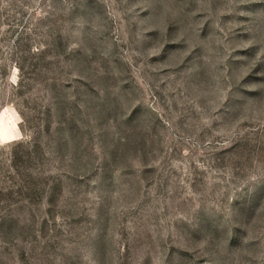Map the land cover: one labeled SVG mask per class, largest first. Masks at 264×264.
I'll use <instances>...</instances> for the list:
<instances>
[{"label": "rangeland", "instance_id": "1", "mask_svg": "<svg viewBox=\"0 0 264 264\" xmlns=\"http://www.w3.org/2000/svg\"><path fill=\"white\" fill-rule=\"evenodd\" d=\"M0 264H264V0H0Z\"/></svg>", "mask_w": 264, "mask_h": 264}]
</instances>
